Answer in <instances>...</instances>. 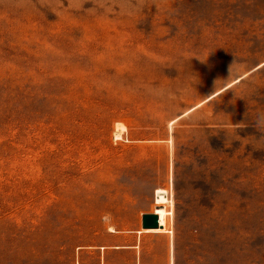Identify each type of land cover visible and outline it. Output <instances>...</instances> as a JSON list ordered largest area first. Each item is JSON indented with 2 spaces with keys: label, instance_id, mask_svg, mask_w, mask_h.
<instances>
[{
  "label": "rangeland",
  "instance_id": "obj_1",
  "mask_svg": "<svg viewBox=\"0 0 264 264\" xmlns=\"http://www.w3.org/2000/svg\"><path fill=\"white\" fill-rule=\"evenodd\" d=\"M138 229L264 264V0H0V264H132L99 248Z\"/></svg>",
  "mask_w": 264,
  "mask_h": 264
},
{
  "label": "crops",
  "instance_id": "obj_2",
  "mask_svg": "<svg viewBox=\"0 0 264 264\" xmlns=\"http://www.w3.org/2000/svg\"><path fill=\"white\" fill-rule=\"evenodd\" d=\"M146 212H153V211L148 210V211H145L143 213H146ZM140 226H141V221H140ZM140 229H142V226H141ZM140 229H138L136 231L137 232V234L135 235L136 239L132 243H127V244H121V243L110 244L108 246L110 248H104L105 246H100V247H102V248H99V249H101V256H102L101 257L102 258L101 261H104V249H105V253H107V254L108 253H112V252H116V251H123L124 250V251H133L134 255L132 257V264H150V263H147L144 260H142L140 248H141V243H142L141 238L143 236V231H139ZM153 232H155V231H153ZM160 232L162 233L164 231H160Z\"/></svg>",
  "mask_w": 264,
  "mask_h": 264
},
{
  "label": "bare ground",
  "instance_id": "obj_3",
  "mask_svg": "<svg viewBox=\"0 0 264 264\" xmlns=\"http://www.w3.org/2000/svg\"><path fill=\"white\" fill-rule=\"evenodd\" d=\"M117 127L115 128L114 134L117 137H120L121 132L124 131L125 127L119 124H116ZM167 191L164 188H156L154 191V200L156 203H165L169 201V198L166 196ZM147 229V228H144ZM149 229V228H148Z\"/></svg>",
  "mask_w": 264,
  "mask_h": 264
},
{
  "label": "water",
  "instance_id": "obj_4",
  "mask_svg": "<svg viewBox=\"0 0 264 264\" xmlns=\"http://www.w3.org/2000/svg\"><path fill=\"white\" fill-rule=\"evenodd\" d=\"M142 228H157L159 224L158 214L155 212H146L141 216Z\"/></svg>",
  "mask_w": 264,
  "mask_h": 264
}]
</instances>
